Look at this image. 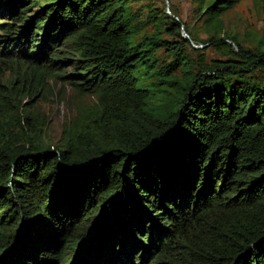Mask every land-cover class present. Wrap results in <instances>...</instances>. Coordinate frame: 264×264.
I'll return each instance as SVG.
<instances>
[{
  "label": "trees",
  "instance_id": "trees-1",
  "mask_svg": "<svg viewBox=\"0 0 264 264\" xmlns=\"http://www.w3.org/2000/svg\"><path fill=\"white\" fill-rule=\"evenodd\" d=\"M133 1L0 0V264H264V46L159 67L166 16ZM52 80L74 109L49 150Z\"/></svg>",
  "mask_w": 264,
  "mask_h": 264
},
{
  "label": "rangeland",
  "instance_id": "rangeland-1",
  "mask_svg": "<svg viewBox=\"0 0 264 264\" xmlns=\"http://www.w3.org/2000/svg\"><path fill=\"white\" fill-rule=\"evenodd\" d=\"M45 1L40 0V3L43 4ZM208 1L203 0V4ZM131 4L134 9L142 11L143 17L149 13V6L154 9L156 14L166 16V21H163L159 26L161 29L159 36L166 41L165 47L156 52L159 67L166 65L169 61H174L175 57L180 55L187 58L193 74L203 71L205 66L222 65L224 60L230 59V56L220 52L212 45V37L220 36L221 39L234 37L238 41L236 47L243 49L242 51L238 49L239 54H252L258 47L264 46V0H240L220 15V23L217 25L206 20V16L201 13L200 0H137ZM9 9L7 4L0 3V22L10 21ZM38 10L39 5L32 8L34 12ZM3 18L7 19L3 20ZM170 22H173V25L168 27ZM152 28V24L148 25L143 33L152 31ZM141 34H138V37ZM58 45H60L59 49L56 50L53 46L46 44L42 55L47 56L48 51L66 49L63 48V44L58 43ZM39 50L35 49L34 53ZM63 60L65 61V58ZM64 69L68 71L66 66ZM174 73L182 75V69L178 68ZM206 74L211 75L208 70ZM150 80L145 78L144 83H149ZM51 84L54 92L62 87L60 92L66 93V95L63 100L52 96L38 102L39 109L47 119L44 140L49 145V150L54 149L53 145L61 132L62 125L69 119L74 109L72 87L59 80H52ZM93 99L94 95L91 94L85 96L83 101L92 102Z\"/></svg>",
  "mask_w": 264,
  "mask_h": 264
}]
</instances>
